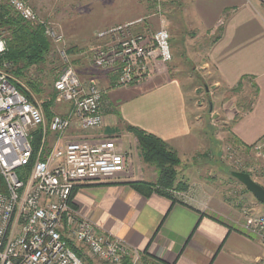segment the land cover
<instances>
[{
    "label": "crops",
    "instance_id": "1",
    "mask_svg": "<svg viewBox=\"0 0 264 264\" xmlns=\"http://www.w3.org/2000/svg\"><path fill=\"white\" fill-rule=\"evenodd\" d=\"M176 7L181 29L185 34L196 32L192 39L200 40L204 62L198 70L211 75L210 87L222 94L223 102L209 103L205 110L191 102L192 90L187 92L176 78L181 70L164 72L154 65L147 83L104 91L100 129L82 133L74 125L63 142L46 132L45 153L79 139H112L118 151L127 154L135 143L127 129L137 128L188 160L211 151L199 137L206 126L205 113L224 127L220 139L235 147L252 146L264 136V0H179ZM211 95L206 86L205 96ZM59 106L57 115L66 116L69 107ZM135 170L128 161L111 181L76 185L73 209L128 249L162 264H264V243L243 229L244 220L233 215L225 221L213 218L191 197H144L130 186L138 182ZM254 205V216L262 215L264 206Z\"/></svg>",
    "mask_w": 264,
    "mask_h": 264
},
{
    "label": "built area",
    "instance_id": "2",
    "mask_svg": "<svg viewBox=\"0 0 264 264\" xmlns=\"http://www.w3.org/2000/svg\"><path fill=\"white\" fill-rule=\"evenodd\" d=\"M6 1L23 21L39 24L52 43L62 41L24 0ZM154 15L159 16V12ZM139 22L97 32L95 40L106 45L89 51L94 67L104 72L120 70L117 87L132 85L148 76L154 65L172 60L168 32L159 29L148 36L134 34L130 27ZM6 50L5 41L0 39V57ZM60 57L64 68L54 82V91L56 102L67 105L69 112L53 115L47 125L41 109L0 69V264H84L85 252L107 264H121L124 259L138 264L140 252L82 219L71 205L76 185L113 180L125 170L127 155L120 153L111 139L72 141L44 151L46 132L60 142L74 125L85 131L103 125V92L95 84L83 86L65 52ZM37 129L42 130V139L34 154L32 133ZM248 150L264 162V136ZM27 167L29 171H25ZM262 179L264 188V175ZM243 229L264 243V213L246 218Z\"/></svg>",
    "mask_w": 264,
    "mask_h": 264
},
{
    "label": "rangeland",
    "instance_id": "3",
    "mask_svg": "<svg viewBox=\"0 0 264 264\" xmlns=\"http://www.w3.org/2000/svg\"><path fill=\"white\" fill-rule=\"evenodd\" d=\"M178 1L24 0L41 21L50 24L52 26L50 27L62 36L60 43H52V49L45 57V61L40 65L28 68L25 71V79L18 81L22 89L30 96L31 103L41 109L45 124L47 125L49 122L44 110L45 104L49 106L51 116L59 114L60 110V106L56 102L54 82L64 68L60 57L61 52H65L69 64L85 87L89 84H95L104 93L108 87L119 89L131 86L117 87L116 79L120 70L104 72L94 67L89 62V51L92 47L101 46L100 48H104L106 45L104 42L95 40L97 32L136 21L140 22L130 27L134 34H146L148 36L159 29L168 32L172 60L166 65L156 64V66L164 72L175 70V68L181 70V74L177 75L176 78L183 84L187 92L189 89L192 90V93H188V95H191V102L196 103L198 106H205V110H207L209 103L219 105L222 94L210 87L211 75L207 77L202 71L200 72V69L198 70L204 62V56H199L200 40L192 39L197 33L193 31L191 34H185L181 29V22L177 19L175 4H178ZM4 3L10 8L6 0H0V4ZM157 12H159L158 19L154 15ZM0 39L6 43V37L2 33V29H0ZM71 48H75V52L69 54L68 50H71ZM152 70L153 68L144 79L133 84H139L140 86L144 82L147 83L151 79L149 75H152ZM25 80L33 83L37 92H33L32 88L25 85ZM206 86L213 94L210 97L205 96ZM195 88L197 91H195ZM109 95L110 93H108L107 98H109ZM227 101L229 99L224 100V103ZM61 105L62 107L66 106L65 104ZM202 108L197 112L199 115L203 114ZM204 115H206L204 116L206 123L203 124H206V126L200 130L199 137L202 140V146L207 143L211 151L208 150L209 152L203 154H201L203 152L201 151L199 155H195V159L182 160L177 157L179 163L174 170L176 183L181 184V187H179L178 192H172V196L181 200L189 197L195 198L200 210L218 220L225 221L233 215L245 222L246 218L255 217L253 208L256 206L254 204L259 206H264V204H259L240 183L231 177L230 173L237 171L249 174L252 180L261 186L263 184L264 162L255 157L248 150V147L233 149L235 146L220 139L221 134L219 135V133H222L224 127L217 125L215 118L213 119L209 113ZM76 129L82 133L89 132L82 130L77 125ZM64 136L60 138L61 142H63ZM55 137L57 141L58 137ZM218 139L220 142H218ZM129 151L126 155L133 168H136L138 182L156 185L158 179L156 165L143 162L136 141L132 148H129ZM2 184L0 180V185ZM196 202L191 203L196 205ZM83 262L84 264H107L93 258L86 252L83 256ZM138 264L144 263L140 261Z\"/></svg>",
    "mask_w": 264,
    "mask_h": 264
},
{
    "label": "trees",
    "instance_id": "4",
    "mask_svg": "<svg viewBox=\"0 0 264 264\" xmlns=\"http://www.w3.org/2000/svg\"><path fill=\"white\" fill-rule=\"evenodd\" d=\"M0 29L5 34L7 44L5 54L0 57V69H3L13 78L12 85L32 102L30 96L22 89L18 81L25 79V71L28 68L40 65L45 61V57L52 49V42L44 35V30L39 24L35 25L23 21L5 3L0 4ZM74 52L75 48L68 50L69 54ZM25 85L32 88L33 92H37L33 83L25 80ZM44 110L49 118L48 120H50L52 116L49 112V106L45 104ZM127 131L135 139L143 162L156 165L158 169L156 185L136 182L130 184V186L144 197L157 193L168 199H176L172 196V192H178L179 187H181V184L176 183L174 170L179 163L176 153L165 142L151 134L137 128H128ZM32 139H34L32 142L33 152L36 154L41 144L42 130H34ZM29 170L30 167L25 169V171ZM72 246L69 243V247L73 248ZM76 253L80 256L79 252L76 251ZM141 263L162 264L146 253L141 255ZM121 264H131V260L124 259Z\"/></svg>",
    "mask_w": 264,
    "mask_h": 264
},
{
    "label": "water",
    "instance_id": "5",
    "mask_svg": "<svg viewBox=\"0 0 264 264\" xmlns=\"http://www.w3.org/2000/svg\"><path fill=\"white\" fill-rule=\"evenodd\" d=\"M230 175L240 183L259 204H264V188L254 182L249 174L233 171Z\"/></svg>",
    "mask_w": 264,
    "mask_h": 264
},
{
    "label": "bare ground",
    "instance_id": "6",
    "mask_svg": "<svg viewBox=\"0 0 264 264\" xmlns=\"http://www.w3.org/2000/svg\"><path fill=\"white\" fill-rule=\"evenodd\" d=\"M101 110V109H100ZM85 140H88V139H85ZM32 142H33V139H32ZM65 145V144H64ZM41 146V145H40ZM40 146H39V148H40ZM39 148H38V150H39ZM44 151H46L45 149H44Z\"/></svg>",
    "mask_w": 264,
    "mask_h": 264
}]
</instances>
